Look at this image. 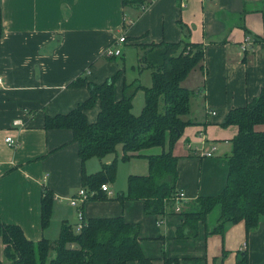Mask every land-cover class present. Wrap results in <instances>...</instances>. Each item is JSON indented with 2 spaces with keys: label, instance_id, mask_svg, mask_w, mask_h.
Wrapping results in <instances>:
<instances>
[{
  "label": "crops",
  "instance_id": "1",
  "mask_svg": "<svg viewBox=\"0 0 264 264\" xmlns=\"http://www.w3.org/2000/svg\"><path fill=\"white\" fill-rule=\"evenodd\" d=\"M149 1L143 8L124 6L122 0H0L4 31L0 37V218L19 225L33 241L56 239L65 220L77 223L71 220L69 199L83 186V171L101 169L95 168L93 161L83 163L71 129H48L46 118L69 113L90 97L88 84H101L122 71L118 57L109 58L104 52L123 34L127 41L121 45L120 57L125 61L132 48L141 50V45L162 41L204 47L203 61L182 81L192 92L187 115L192 122L173 150L178 156L176 188L185 192L188 200H195L218 195L226 186L228 154L238 127L225 126L223 121L230 110L247 105L264 88L263 0ZM248 35L257 40L244 51ZM130 77L125 72L126 83L140 82ZM78 79L87 84L73 85ZM116 85L120 98L124 85ZM99 110V102L88 110L90 121L96 120ZM16 119L24 126H14ZM256 127L264 130V123ZM8 136L19 144H9ZM213 147L212 156L202 154ZM162 150L155 146L143 154ZM131 158L148 161L146 156ZM108 185L112 194L107 195L113 196ZM44 186L54 195L53 214L46 228L41 217ZM83 210L87 219L123 215L128 221H140L141 236L145 223L153 225L149 235L189 246L181 255L170 253L178 264H240L246 254L248 264H264V215L249 233L243 221L228 222L223 234L208 236L203 226L201 240L191 244L188 238L176 236L183 218L158 220L157 214L147 213L143 200L89 199ZM154 220L158 226L166 222L164 234L154 226ZM148 238L142 240L146 252L144 239ZM0 260L9 264L1 236Z\"/></svg>",
  "mask_w": 264,
  "mask_h": 264
},
{
  "label": "trees",
  "instance_id": "2",
  "mask_svg": "<svg viewBox=\"0 0 264 264\" xmlns=\"http://www.w3.org/2000/svg\"><path fill=\"white\" fill-rule=\"evenodd\" d=\"M124 6L147 7L149 0H122ZM261 8L264 18V0ZM0 8V37L3 35ZM257 40V38H256ZM141 68L152 70V85L140 82L125 83L123 96L118 98L113 76L101 84H88L90 97L67 114L48 116L46 128L71 129L81 160L103 158L122 146L123 157L146 156L147 174H131L128 194L119 193V199L143 200L149 214H166L175 211L173 196L177 192L178 156L174 146L192 121L190 112L192 92L182 81L204 58L201 44L186 41L141 45ZM87 84L78 79L73 85ZM143 88L145 104L140 114L133 112V98ZM99 102L100 110L95 121H90L88 110ZM264 88L259 96L247 105L229 111L223 125H237L238 133L231 141L228 154V177L225 188L218 195L199 196L184 203L181 210L183 223L176 236L189 238L197 235L202 223L206 235L223 234L228 222L243 221L246 230L259 226L264 215ZM162 147L159 154L145 155L143 151ZM117 174L115 161L104 164L99 171H83L82 187L94 191L91 200H106L102 184L114 181ZM53 191L44 186L41 205L42 226L48 227L53 214ZM217 210L214 223L208 216ZM77 223L63 221L58 238L29 239L23 229L0 218V236L5 242V257L9 264H154L144 253L140 223L128 221L125 216L90 217L81 231ZM178 259L165 255L164 264H178ZM0 264L3 262L0 260ZM240 264H248L247 254Z\"/></svg>",
  "mask_w": 264,
  "mask_h": 264
},
{
  "label": "rangeland",
  "instance_id": "3",
  "mask_svg": "<svg viewBox=\"0 0 264 264\" xmlns=\"http://www.w3.org/2000/svg\"><path fill=\"white\" fill-rule=\"evenodd\" d=\"M138 52H140V54L142 55V51L140 49L135 50L134 48H132V52L129 54L128 59L126 61L122 59V57L116 58L118 59L117 61L120 62L119 64L121 66L122 71H117L114 77L115 88H117L116 84H119L120 82H122V85H125L127 81V79H125V72L128 77L132 76L130 78L137 77L143 86L152 85V70L150 68H141L140 60H139L141 55H138ZM144 104H145V91L143 88H141L136 92L133 98V112L135 114H140L144 107ZM123 156L124 155H123V151L121 147L117 146L116 151L108 153L101 159L97 157H94L93 160L88 159V163H92L93 161L95 168H102V166L105 163H107V161H110V163L115 161L117 164L116 177L114 181L109 182L111 184L112 190L114 191V195L113 196L107 195L108 197L107 199L120 200L118 196H119V193L122 191L125 195L128 194V178L131 174H137L142 171H143L142 173L144 174H147L149 172V165L146 159L144 158L125 159ZM186 207L187 206L183 204L181 207V210L186 209ZM180 211L176 210L169 215L168 212L170 211L168 208L166 214L158 215V220H166L170 222L173 220L174 221L180 220V218L181 219L183 218V215L181 214ZM70 212L72 214L71 220L73 218L74 221L78 222L76 211L72 206H70ZM146 215H149V214L146 213ZM216 215H217V210L210 213V215L208 216V223H214L216 219ZM138 223L142 225L140 221ZM152 226L153 225H150L149 223H145V226L143 228L145 231L142 236L143 237L149 236L148 239H144V246L145 248L147 246L146 249L148 251V252L144 251V253L146 252L145 255L153 259L154 264H164L163 263L164 256L165 255L169 256L170 253L177 256L185 252H188L189 250L188 245H184V244L179 245L171 241L168 237H161L160 235H149L151 232ZM154 226L156 228L160 227L161 234H164L166 222L162 226H158L156 224V221L154 220ZM203 226L204 225L200 223L199 225L200 228L198 227L197 235L188 238V240L191 241V244H196L197 242H199V240H201V231L203 229ZM58 232H59V229H57V235L55 236L56 238H58L59 236ZM175 241L179 242V240L177 239H175ZM169 247L171 251H168ZM131 264H139V263L137 261H132Z\"/></svg>",
  "mask_w": 264,
  "mask_h": 264
},
{
  "label": "built area",
  "instance_id": "4",
  "mask_svg": "<svg viewBox=\"0 0 264 264\" xmlns=\"http://www.w3.org/2000/svg\"><path fill=\"white\" fill-rule=\"evenodd\" d=\"M143 8H146V7H143ZM129 23H132V21H129ZM126 41H127V36L125 34H123L115 43L111 44L106 49L104 54L107 57H120V56H122L123 55V47L121 45L123 43H125ZM255 42H256L255 38L248 35L243 42L242 48L244 49V51H248V49ZM2 83H3V78H2V76H0V85ZM211 113L215 114L216 112L213 111ZM13 125L16 127L24 126V122L21 119H16L13 122ZM6 141L11 145H18L19 144V142L17 140H15L12 136H8L6 138ZM215 148L216 147H213L212 151L203 152L202 154L204 156H212ZM101 189L103 191H105L106 193H108L109 195L112 194V191L110 190L108 183L102 184ZM93 194H94V191H89L85 187H81L79 189V191L74 196L70 197V199H69L70 204L72 206H74V208L76 209L78 222L75 226V230L77 232L82 230V228L84 227L86 220H87V218L85 217V214H84L83 205L85 204L86 201H88L90 199L91 195H93ZM173 200H175V206H176L177 211L181 210V207L184 203H186L187 201H190V200H188L185 192L178 191V190L175 193V195L173 196Z\"/></svg>",
  "mask_w": 264,
  "mask_h": 264
}]
</instances>
